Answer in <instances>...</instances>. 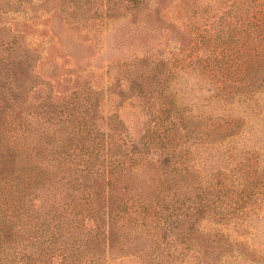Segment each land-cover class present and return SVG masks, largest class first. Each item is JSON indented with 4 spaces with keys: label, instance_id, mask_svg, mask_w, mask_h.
Returning <instances> with one entry per match:
<instances>
[{
    "label": "trees",
    "instance_id": "1",
    "mask_svg": "<svg viewBox=\"0 0 264 264\" xmlns=\"http://www.w3.org/2000/svg\"><path fill=\"white\" fill-rule=\"evenodd\" d=\"M26 1L0 0V14L15 2L30 6ZM67 1L76 11L84 7V0L43 4L49 12L48 4L64 9ZM152 3L99 0L101 12L94 5L92 19ZM196 16L186 35L192 52L160 54L164 60L153 67L149 59L115 66L145 101L149 120L141 137L117 115L102 128L98 95L104 90L89 83L63 104L51 95L28 102L33 86L43 84L34 75L37 54L0 23V264H107V258L184 264L189 255L198 264H217L231 257V236L252 230L254 216L264 211V175L255 156L246 151L242 159L227 144L246 133L251 115L196 116L191 109L185 115L169 82L179 72L199 70L224 107L239 96L253 107L264 94V0H209ZM138 67L149 71L142 78L159 87L157 96L139 94L146 90ZM254 108L262 106L257 101ZM204 144L233 164L209 172L196 153ZM206 221L213 231L203 228ZM244 254L247 263L260 264L248 257L256 254Z\"/></svg>",
    "mask_w": 264,
    "mask_h": 264
},
{
    "label": "rangeland",
    "instance_id": "2",
    "mask_svg": "<svg viewBox=\"0 0 264 264\" xmlns=\"http://www.w3.org/2000/svg\"><path fill=\"white\" fill-rule=\"evenodd\" d=\"M208 1L153 0L150 8H141L139 12L117 9V17L108 18L102 13H97V19H92L95 10L98 11L94 5L98 6L99 0H84L83 9L77 11L70 1H67L64 9L60 7L61 9L55 10L52 8L55 3H50L49 12L43 4L44 0H27L30 6L23 4L22 7H17L19 2H15L17 6L8 8L6 14H0V23L6 24L13 33L20 34L24 45L37 54L34 75L43 84L33 86L28 102L39 104L51 95L55 104H63L74 90L83 88L84 83H89L98 93L104 90L103 94L98 95L101 101L98 118L102 128L107 130L109 117L117 115L132 135L141 137L149 120V115L142 110L145 101L143 97H136L137 93L129 90L124 75H119V69L115 66L149 59L150 67H153L155 63L164 60L160 54H164L165 58H172L174 54L183 55V50L189 53L188 49L192 48L188 45L190 39L187 37L191 29L190 24L198 20V10ZM33 7L37 12L32 10ZM185 46L188 48L184 49ZM190 51L192 52V49ZM136 75L141 78L150 76L149 71L143 67H138ZM174 79L176 80L169 82V87L171 91L177 92V108L182 109L185 115L190 114L188 109L196 116L230 115L246 118L248 114L251 115L250 120H246V133L230 138L227 144L234 147L232 149H236L242 159L246 156L245 152L250 151L249 154L255 156L253 162L258 171L264 175V94H259L256 100L250 103L253 107L244 102L241 96L233 105L224 107L215 97L213 81L199 70L187 69L175 75ZM143 82L146 91H139V94L145 96L151 93L157 96L158 91L155 90L159 87L147 83L146 80ZM257 101L262 109L254 108ZM214 147L215 145L204 144L196 149V153L209 166V172L233 164L221 159ZM262 212L259 217L254 216L252 230L243 233L240 231L231 236L230 243L236 244L229 253L231 257H221L220 263L216 262L217 264H250L241 256H247L244 254L246 252L256 254L257 256L248 257L256 258L260 264H264V211ZM213 227L221 228L222 225ZM203 228L213 231L212 225L207 221ZM224 231L226 235L229 232ZM236 255L240 256L236 258ZM196 258L189 255L184 264H198ZM107 261V264H139V261L133 258H107Z\"/></svg>",
    "mask_w": 264,
    "mask_h": 264
}]
</instances>
